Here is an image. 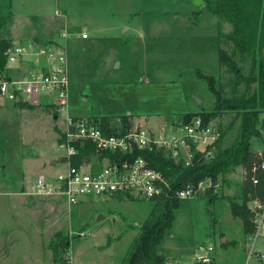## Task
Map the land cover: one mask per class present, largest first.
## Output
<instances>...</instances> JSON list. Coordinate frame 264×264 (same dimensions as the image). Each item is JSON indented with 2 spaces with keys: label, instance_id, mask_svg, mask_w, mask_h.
<instances>
[{
  "label": "rangeland",
  "instance_id": "obj_1",
  "mask_svg": "<svg viewBox=\"0 0 264 264\" xmlns=\"http://www.w3.org/2000/svg\"><path fill=\"white\" fill-rule=\"evenodd\" d=\"M55 18H61L59 29L87 32L77 46L67 41L69 113L107 115L114 130L125 127L124 113L127 123L144 119L169 128L192 112L214 109L220 96L249 95L254 89L255 80L244 76L255 72L259 50H237L232 22L208 0H0V34L7 41L43 35L50 31L47 21ZM220 49L244 76L230 69ZM10 63L4 58L0 72H26ZM13 103L4 106L1 122L0 181H9L6 187L0 184V264H124L154 200L138 193L94 194L68 203L55 193L24 191L19 159L39 152L35 145L53 143L62 132L52 106ZM208 121L220 133L203 159L228 148L239 130L234 109L215 108ZM248 145L264 148V128ZM179 200L173 237L167 236L158 249L164 261L188 260L195 244L209 240L215 264H264L256 255L264 253L263 225L253 239V232L244 233L239 216L230 212L231 199L217 195L209 204L202 196Z\"/></svg>",
  "mask_w": 264,
  "mask_h": 264
},
{
  "label": "built area",
  "instance_id": "obj_2",
  "mask_svg": "<svg viewBox=\"0 0 264 264\" xmlns=\"http://www.w3.org/2000/svg\"><path fill=\"white\" fill-rule=\"evenodd\" d=\"M68 33L63 27L55 36L44 41L34 38L19 42L7 41L2 47L7 63H20L26 72L21 75L0 72V104L4 101H44L53 107L54 115L59 116L62 123V133L56 148L62 150L64 168L51 177L45 173L36 175L29 183L28 190L36 194L55 193L68 203H76L94 194L111 198L138 193L153 200L160 194H167L168 176L151 165L142 154H132L134 148L162 147L166 155L183 164H191L193 158L198 160V157L210 156L212 145L219 137V129L197 113L180 120L178 124L172 123L169 128L151 126L144 119H133L124 128L107 132L99 115L69 113ZM80 35L84 37L87 32L81 31ZM86 141L93 143V151L88 158L71 163L69 157L77 150L75 142ZM121 153L124 155L117 157ZM254 167L255 164L251 169ZM249 177L256 181L253 172ZM211 182L209 176L185 181L174 190L173 195L178 199L193 196ZM249 203L254 215V234L250 236L253 239L264 220V201L254 197ZM212 248L210 241L197 244L189 259L183 262L215 264ZM256 255L264 260V253L258 252ZM183 262L169 257L164 264Z\"/></svg>",
  "mask_w": 264,
  "mask_h": 264
},
{
  "label": "trees",
  "instance_id": "obj_3",
  "mask_svg": "<svg viewBox=\"0 0 264 264\" xmlns=\"http://www.w3.org/2000/svg\"><path fill=\"white\" fill-rule=\"evenodd\" d=\"M213 2L214 9L233 24L232 40L234 47L240 52H253L259 50L255 72L250 75H241L238 66L232 58L220 49L219 56L230 64V69L246 79L255 80L254 89L249 95L220 96L215 102L214 109H234L239 114L238 135L228 148L219 150L208 159L193 158L191 164H183L180 160L166 155L162 147L145 146L134 148L133 153H140L154 167L160 169L168 176L169 187L167 194H160L154 198L147 215L140 221L135 233L124 264H164L161 248L164 233L171 225L174 218V208L179 204V199L173 195L175 189L179 188L185 181H196L200 177L209 176L211 180L216 173L234 165L236 162L243 163L245 167V183L242 187L241 199L230 200V212L240 217L244 233L253 231L254 219L253 208L248 203L254 197L264 201V148L257 152L249 147L253 135L260 134L258 121L260 107L264 101V0H208ZM9 38L0 34V69L3 67L5 58L2 47ZM252 67V66H251ZM198 111L203 120H208L213 110ZM196 114V112H192ZM188 115H191L188 114ZM188 117V116H187ZM127 114L121 116V122L127 123ZM104 130L107 132L114 129L110 126L107 115L101 116ZM60 138V137H59ZM76 152L71 154L69 161L75 163L82 158H88L93 151L91 141L75 142ZM124 154H117L121 157ZM255 164L252 170V165ZM256 177V181L250 180V175ZM209 204L210 199L207 197Z\"/></svg>",
  "mask_w": 264,
  "mask_h": 264
},
{
  "label": "crops",
  "instance_id": "obj_4",
  "mask_svg": "<svg viewBox=\"0 0 264 264\" xmlns=\"http://www.w3.org/2000/svg\"><path fill=\"white\" fill-rule=\"evenodd\" d=\"M56 21H57V24H55ZM66 21H67V19L65 17V24H66ZM47 23L50 27V31H41V34H43V35H38V34H36L37 32H34V33H31L30 37L24 38V39L34 38V39H38L39 41H44L45 39L56 35L57 33H55V32H57V30L59 29V27H57V25H60V24L62 25L61 18L60 19H56V18L50 19L49 21H47ZM60 27L63 28L62 26H60ZM68 32L69 33H68V36L66 38V44H67V41L70 40V42H72L73 45L77 46L78 45L77 43L79 42L80 39H85V37L80 36V34H78V33H74V31H72V32L68 31ZM24 39H22V40H24ZM17 40H19V39H17ZM67 46H68V44H67ZM12 65L9 66L10 67L9 70H13ZM18 65H19V67L21 66L20 63H18ZM14 69L17 70L16 65H15ZM17 71H19V70H17ZM41 103L46 104L44 101ZM15 104H16V102H15ZM11 105H14V103L10 102V101H4V103L0 104V107H4V106L9 107ZM46 105L50 106L48 104H46ZM7 107H4V109L0 110V137H2L1 133L4 130L2 125H1V122H3L2 113L4 112V110L7 109ZM109 113L98 112L97 114H109ZM52 115L55 116L54 113ZM56 118H58V120L60 122V127H61L62 123L60 121L59 116ZM58 138L53 143L49 142L48 144H42V142H41L42 145H40V143H39L40 146L38 144L35 145V148L38 147L39 150L38 149L37 150L39 152H35L34 154H23V156L19 159L20 161H19V166H18V168H19L18 179L20 181H23V178L26 179V185H25L24 191L27 187H29L28 186L29 183L36 177V175L41 174V173H45L47 176L51 177V176H53V174L55 172H58V170H62L64 168L63 167L64 162L61 160L62 150H60L59 148L58 149L56 148V142H57ZM251 149L258 152V151H261L263 148L256 145L254 147L252 146ZM45 153H47V154H45ZM57 157H58V159H57ZM4 175H6V173H4ZM244 178H245V167H244L243 163L236 162V163H234V165H231L228 168L217 172L216 176L213 178V180H211L212 181L211 184L209 186H207L203 191H199V193H197L193 196H187L184 198H193V197L202 196L207 201V197H209L210 202H211V200L214 199V197H217V195H225L229 198V200L230 199L240 200L241 199L240 198L241 193H242V187H243V184L245 183ZM7 181H9L8 178L4 181L1 180L0 184H2L3 186L6 187ZM250 200L251 199H249L248 202H250ZM262 225H263V230H264V220L262 222ZM170 230H171V232L172 231L174 232V229L172 228V222H171V225L167 228V230L164 233V240H165V238H167V236L173 237V235H169ZM221 240H224V237H221ZM207 241H209V240H206V242ZM197 244H200V243H197ZM195 246H196V244L193 247V251L195 249ZM172 253L173 252H171V254ZM191 255H189V253H188L186 257L189 258ZM170 258H173V257H170ZM175 259H177V258H175Z\"/></svg>",
  "mask_w": 264,
  "mask_h": 264
},
{
  "label": "water",
  "instance_id": "obj_5",
  "mask_svg": "<svg viewBox=\"0 0 264 264\" xmlns=\"http://www.w3.org/2000/svg\"><path fill=\"white\" fill-rule=\"evenodd\" d=\"M264 126V116L262 115V116H260V118H259V121H258V127L260 128V129H262V128H264L263 127ZM264 162V161H263ZM264 165V164H263ZM102 214H98V216H101ZM177 264H188L187 262H183V263H177Z\"/></svg>",
  "mask_w": 264,
  "mask_h": 264
}]
</instances>
